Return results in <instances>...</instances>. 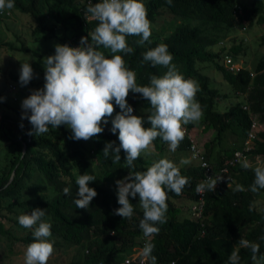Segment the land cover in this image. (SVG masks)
<instances>
[{
    "label": "trees",
    "instance_id": "trees-1",
    "mask_svg": "<svg viewBox=\"0 0 264 264\" xmlns=\"http://www.w3.org/2000/svg\"><path fill=\"white\" fill-rule=\"evenodd\" d=\"M241 1L172 0L169 5L167 0H142L151 22L150 41L140 46L136 43L140 37L129 36L127 42L134 52L117 53L136 74V83L147 86L151 75L163 76L167 68L145 62L143 54L161 43L166 44L176 69L185 79L197 82L199 91L195 99L203 109V117L197 123L186 125L185 138L175 151L187 154L190 143L187 135L196 125L204 135L207 129L214 128L216 134L203 145L212 173L218 172L233 152L240 149L249 130L250 113L264 122V32L254 40L257 48L251 54L250 67L242 65L229 69L224 64L225 58L237 63L238 57L248 50L246 41L236 32L249 31L253 25L264 27V0ZM97 2L99 0H14L13 9L30 18L32 28L28 36L34 43L56 38L58 44L79 47L81 37L90 40L98 23L86 12L90 3ZM161 17L168 21L158 24L157 19ZM225 40L231 43L229 48L225 47ZM2 46L31 53L35 57L31 67L45 75L43 53L36 47L28 46L25 40H21L20 45L12 40H0ZM99 50L111 58L110 51L102 47ZM210 67L220 73L231 92L215 85ZM11 76L13 81L20 83L19 75L11 73ZM8 88L15 90L16 86L9 84ZM2 92L0 90V98H3L0 99V150L4 147L0 154V237L6 235L3 245L7 252L14 250L16 242H33V229L20 226L18 217L40 208L46 213L42 219L52 225L49 239L54 242V252H65L70 246L75 251L72 260L62 264H138L124 261L135 253L133 247L141 250L144 246L145 237L139 227L143 210L138 203L139 197H130L134 204L133 218L128 220L114 215V210L120 207L115 182L130 172L146 171L155 158L168 149V143L157 137L152 144L153 150L142 153L134 162V168H126V153L122 149L119 163H113L111 154L108 157L103 154L108 142L119 145L118 131L116 134L110 131L111 118L103 125V133L87 141L71 139L72 132L66 125L57 129L49 126V131L42 135H28L32 125L27 119H21L22 113L16 106L18 97L12 96L13 103H10ZM232 94L239 98L238 102H230ZM127 102L133 107V114L143 118V126L150 127L147 119L151 113L150 104L140 94L132 92ZM114 107L113 116L120 111L118 106ZM226 132L234 135L236 141L228 146H223L222 142L216 148L218 144L214 141L224 140ZM259 135L260 139H254L247 153L249 161L256 156L264 162V131ZM1 141L6 142V146ZM195 141L199 143L197 138ZM255 167L244 169L240 163L233 168L231 175L235 176V185H227L226 175V182L217 184L214 192L207 191L204 212L194 220L189 214L190 204L196 198L194 189L201 183L204 169L195 162L180 166L189 184L181 195L168 192L167 223L157 225L160 232L151 238L155 245L152 255L157 257V264L170 261L175 264H229L228 258L241 238L259 244L258 256L264 255V210L258 209L255 203L258 196H264V189L257 193L249 190L255 179ZM12 171L13 177L8 182ZM80 174L96 177L89 187L97 191V196L87 209L74 204V199L78 198L75 181ZM237 184L245 190H235ZM65 187L71 188V195L63 193ZM15 213L16 219L11 216ZM2 218L5 221L1 222ZM6 223H9L7 228ZM199 230L204 233L199 235ZM239 254L240 264H253L250 249L240 248ZM0 264L9 263L2 258ZM21 264H25V259Z\"/></svg>",
    "mask_w": 264,
    "mask_h": 264
},
{
    "label": "clouds",
    "instance_id": "clouds-1",
    "mask_svg": "<svg viewBox=\"0 0 264 264\" xmlns=\"http://www.w3.org/2000/svg\"><path fill=\"white\" fill-rule=\"evenodd\" d=\"M167 2L171 5L172 0ZM14 7V0H0V12ZM86 12L98 22L90 34V40L89 37H81L79 47L55 45V53L44 59L43 87L33 90L22 101L21 119H27L32 125L28 135H42L49 131V126L57 129L61 125H66L72 132L71 139L87 141L103 133V125H107L111 118L110 131L113 134L118 131L119 145L108 142L103 154L105 157L111 154L113 163L121 161L122 149L126 153L125 167L134 168V162L142 153H149L157 137L168 143L170 150L175 152L185 138L186 125L197 123L203 117V109L195 99L199 85L194 80L185 79L176 69L172 63L173 56L169 53L168 46L163 43L147 50L143 54V60L151 62L154 67L159 65L167 68L166 73L159 77L151 75L150 84L147 86L136 83V74L129 70L123 56L117 53L128 55L134 52V48L127 42L129 36L140 37L136 41L140 46L150 41L151 22L147 18V9L142 0H99L95 4L90 3ZM101 47L110 51L111 58L99 50ZM33 78L34 70L31 64L22 63L19 74L21 86L28 85ZM130 92L140 94L150 104L151 113L147 116L150 127L145 128L143 118L133 114L134 109L127 102ZM114 106H118L120 111L113 116ZM253 119H256L260 127L257 136V139H260L259 133L264 131L262 127L264 122L260 121L256 114L250 113V126ZM20 127L23 128L22 123ZM210 130L215 129L210 127L206 131ZM198 145L200 146L199 143ZM200 147L205 152L204 147ZM239 155L237 153V156ZM190 163L191 159L187 158L180 161L182 165ZM241 167L252 168L247 157L241 161ZM253 170L255 179L249 190L257 193L264 189V165H257ZM234 172L237 173V169ZM222 178L209 177L207 181L195 187L196 198L190 206L189 213L192 219L201 217L207 203L206 193L202 198L198 194L205 190L214 192L217 182ZM95 180L96 177L90 174H80L76 177L75 183L78 187L76 193L78 198L74 199L76 207L87 209L97 196V191L89 187L90 182ZM234 182L235 176L234 181L227 182V185H235ZM115 183L120 207L114 210V215L128 220L133 218L134 204L130 197L138 196L139 206L143 210V219L140 220L139 227L145 237L144 246L141 250L133 247L135 253L127 256L124 262L146 264V261H149L150 264H157V257L152 255L155 245L151 238L160 232L157 225L167 223L168 192L181 195L185 186L189 184L188 178L181 174L174 162L161 158L147 167L146 171L130 172L128 176ZM235 190L245 189L237 184ZM63 193L66 196L71 195V188L65 187ZM45 215L44 209L35 208L30 214H21L18 217L20 226L33 229V242H22V246L26 247L25 264H48L58 252H54V242L49 239L52 236V225L42 219ZM4 226L7 228L6 224ZM11 232L13 233V230ZM203 233L204 231L199 230L198 234ZM5 237L6 235L0 237L2 238L0 247L5 250L3 256L8 253L3 245ZM240 248L251 250L253 264H264V255L258 256L260 245L244 238L239 240V246L231 252L229 264H240ZM72 251L75 254L73 249ZM86 252L88 253V248ZM72 257L64 262L54 259L52 264L70 262ZM169 264L175 262L170 261Z\"/></svg>",
    "mask_w": 264,
    "mask_h": 264
},
{
    "label": "rangeland",
    "instance_id": "rangeland-1",
    "mask_svg": "<svg viewBox=\"0 0 264 264\" xmlns=\"http://www.w3.org/2000/svg\"><path fill=\"white\" fill-rule=\"evenodd\" d=\"M241 1V0H238ZM244 3H249L250 0H242ZM241 1V2H242ZM162 14H166V11H163ZM1 19H0V40H12L15 42L17 45H20L21 40H25L26 44L30 47H36L38 51L43 53V58L53 55L55 53V45L58 43L56 42V38L54 39H49L48 41H41L38 43H34L31 37L28 36V33L31 31V24H30V18L24 14H21L20 11L17 9H11V10H4L3 12H0ZM168 20L161 17L157 19V23H163L167 22ZM156 25V24H155ZM264 32V27H260L257 25H253L249 28V31H243L240 30L236 32L238 34L239 38H242L246 41V45L248 47V50L246 54L240 55V58L238 57V64H234V66H239L243 65L245 67H250V60L253 59V55H251L256 47L254 40L259 38L262 33ZM225 47L229 48L231 46V43L228 42L227 40L224 41ZM250 44V46H249ZM43 59V60H44ZM35 60V57L29 53V52H20L16 50H10L6 46L0 47V90L3 91V96L5 99L8 100V102H12V96L15 97V95L18 97V102L16 103L17 108L20 109L21 113L23 111L21 105L23 99H25L27 96L31 94L33 90H36L37 88L41 87L44 85L45 80H44V75H41L40 73H37L35 69L34 70V78L32 79L31 83L26 86H21L20 83L13 81V77L11 76V73L15 75L20 74V68L21 64L25 62H29L31 65L33 61ZM228 60V59H227ZM210 74L214 77L215 79V85L221 87L222 91L224 90H229L231 92V88L229 85H227L224 81H222L220 77V73L217 72L213 67L209 68ZM214 81L212 82V84ZM9 84L15 85L16 89L15 90H10ZM230 102H238L239 98L235 97L233 94L230 95ZM229 102V103H230ZM223 109H225L223 107ZM264 128V125H262ZM192 132V131H191ZM189 132V134L191 133ZM194 132H196L197 138L199 140L200 146H203L202 142L200 141L199 138H201L202 135V129L201 127H194L193 129V135ZM210 135L214 137L216 134V130H210ZM208 134V133H207ZM195 136V135H194ZM205 139H209V137ZM233 141H236V137L232 134H227L225 133V138L224 140H221L220 138L215 140L216 147H219V144L221 145L223 142V146H228L230 145ZM3 145L6 146V142L1 141ZM222 146V147H223ZM153 150V146L150 148ZM4 151V147H1L0 154H2ZM161 158H167L174 162L177 167L182 166L180 164L181 159H191V162H196V160L192 159L190 154H183L179 153L177 151L173 152L170 150L169 146L168 149L165 150L164 152L160 153L155 160ZM158 159V160H159ZM251 165L257 166V165H264V162L261 161L258 157L255 156V160L250 159L249 161ZM184 202V201H183ZM256 207L260 210H264V196L261 194L258 196V199L255 201ZM193 202L190 204L192 206ZM184 211V210H183ZM17 213L11 214L13 218H17ZM1 220H4L3 218ZM5 221V220H4ZM8 226L9 223H6ZM69 251H66L63 253L57 252L55 257L52 259L51 262H48V264H52L54 259L59 260L60 262L68 261L74 254L72 251L73 247H67ZM26 247L22 246V242H16L15 247L13 251H9L7 256H3L4 253V248L1 246L0 247V260H2L3 256V261L8 262L9 264H21L23 260L25 259L24 253H25ZM50 260V259H49Z\"/></svg>",
    "mask_w": 264,
    "mask_h": 264
},
{
    "label": "built area",
    "instance_id": "built-area-1",
    "mask_svg": "<svg viewBox=\"0 0 264 264\" xmlns=\"http://www.w3.org/2000/svg\"><path fill=\"white\" fill-rule=\"evenodd\" d=\"M228 59V60H227ZM225 64L229 69H238L239 66H234V62H231V58H225ZM260 130V127L256 121V119H253L251 122L250 129L243 141L242 146L240 149L235 150L233 154L229 157L228 161L221 165L218 172L212 173L210 169V164L208 160L206 159L205 152L203 148H201L198 143L195 141L192 135L188 134V139L190 141L188 145V152L192 159L196 160V163L204 169L203 176L201 178V182H205L209 179V177L216 178V177H223L221 180L217 182V184L226 182L225 176L228 175V183L234 181V176L231 175V170L233 168H236L243 158L247 157V153L252 148V142L254 139L258 136V131ZM237 153L240 155L237 156ZM248 159V158H247ZM207 165V167H204V165ZM207 190H205L202 194H198L201 198L206 193Z\"/></svg>",
    "mask_w": 264,
    "mask_h": 264
},
{
    "label": "crops",
    "instance_id": "crops-1",
    "mask_svg": "<svg viewBox=\"0 0 264 264\" xmlns=\"http://www.w3.org/2000/svg\"><path fill=\"white\" fill-rule=\"evenodd\" d=\"M208 133V134H207ZM190 135H192L193 136V138L194 139H196L197 138V135L198 134H196V132H194V135H193V133H191ZM202 135H203V137H206L207 136V138L209 137V138H212V136L210 135V132L209 131H206V133H205V135H204V133H202ZM198 139V138H197ZM208 139H204V140H201V142H202V144L204 145V143L207 141ZM220 146V145H219ZM217 148V147H216Z\"/></svg>",
    "mask_w": 264,
    "mask_h": 264
},
{
    "label": "water",
    "instance_id": "water-1",
    "mask_svg": "<svg viewBox=\"0 0 264 264\" xmlns=\"http://www.w3.org/2000/svg\"><path fill=\"white\" fill-rule=\"evenodd\" d=\"M13 174H14V171H12V175H11V177H10V179H9V181H8V182H10V181H11V179H12V177H13Z\"/></svg>",
    "mask_w": 264,
    "mask_h": 264
}]
</instances>
